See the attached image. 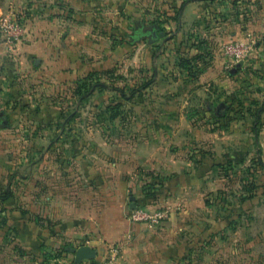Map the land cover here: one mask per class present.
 I'll return each instance as SVG.
<instances>
[{"label": "rangeland", "instance_id": "rangeland-1", "mask_svg": "<svg viewBox=\"0 0 264 264\" xmlns=\"http://www.w3.org/2000/svg\"><path fill=\"white\" fill-rule=\"evenodd\" d=\"M229 1L233 10L225 15L218 14L215 22L224 26L220 29L223 40L215 39L214 45L210 46V39L199 32L190 39L192 46H199L200 55L212 51L219 55L222 60L219 81L207 82V90L202 89L200 95L193 89L191 95L178 96L176 112L160 109L159 104L163 100L170 102L171 98L160 100L155 94L158 89L155 85L141 88L153 76L151 73L153 70L155 73V68L152 57L146 58L143 49L137 45L143 41L142 36L133 41L132 35L141 22L149 21L175 30L173 17L178 10L181 11L183 4L179 7L180 0L172 8L170 0H124L127 3L123 9L125 14L115 11L114 27L108 41L114 45L123 39L130 43L129 59L123 64H115L113 77H99L100 85L92 87L88 97L79 98L76 91L80 82L77 83V79L63 82L57 88L49 82L39 88L34 79L29 80L26 98L15 112L7 110L10 125L0 131V264H76L74 250L77 241L73 242L71 249L70 241L59 240L63 234L55 236L57 224L45 221L41 209L34 207L32 211L30 205L29 168L32 162L37 168L43 165L39 154L45 152L49 144L45 139L33 142V145L30 143L34 137L25 131L30 121L35 129H38V123L41 128L43 122L48 126L53 122L50 136H55L59 130L67 135L79 131V134H90L85 129L106 134L111 129L107 124L109 120L140 119L152 124L168 119L170 115L173 118V114L178 119L186 115L191 121L193 133L190 138L193 139L191 141L188 134L187 147L184 137L177 145L168 144L170 148L175 145L179 152L188 150L190 164L194 165L193 175H188V180L180 186L170 181L168 175L156 176L157 181L146 178L139 192H130L126 206L128 219L132 205H152L167 213L158 224H139L140 234L129 242V253L137 257V264H264V0ZM205 4L209 6L208 1ZM210 17L211 14H207V20ZM209 23H203V29H207ZM187 34L185 31L181 40L179 38L173 45L162 49L171 55L166 67L169 76L176 72V60L174 63L172 60L177 56V43L183 45ZM235 40L243 42L241 53L246 56L244 61L236 64L231 63L224 50L225 44ZM157 42L155 52L161 49ZM138 50L143 53L141 56ZM188 54L182 55L180 62L191 60L194 55ZM209 65L206 61L199 65L190 62L188 70L197 73ZM101 84L122 89L124 96L116 90L107 92L101 89L94 93ZM187 98L189 104L182 110L181 104H185ZM43 105L49 108L42 111L44 121L41 122L36 120L40 116L36 109ZM53 105H58L59 109ZM87 124L93 126L87 128ZM151 128L156 130V127ZM113 134L117 135V132ZM52 145L55 152L61 151L63 146L65 157L58 161L52 156L53 159H48L50 165L70 170L64 175L61 198L77 199V181L71 183L77 180V175L71 172L77 169V159L72 158L77 153V142ZM32 152L36 154L34 157ZM143 196L147 202H143ZM29 221L34 223V232L44 233L46 240V244L36 243L38 246L35 245L33 252L11 239L14 232L21 229L22 233L25 232L24 226ZM49 234H52V241ZM112 244L119 245V259L122 245L119 242ZM110 245L102 243L92 260L106 258ZM64 246L68 247V252L64 251Z\"/></svg>", "mask_w": 264, "mask_h": 264}, {"label": "crops", "instance_id": "crops-1", "mask_svg": "<svg viewBox=\"0 0 264 264\" xmlns=\"http://www.w3.org/2000/svg\"><path fill=\"white\" fill-rule=\"evenodd\" d=\"M170 1L172 8L177 0ZM180 1L179 7L183 4L180 11L181 21L176 22L173 28L175 30H169V27L166 29L158 23L149 21L141 22L132 35L135 41L138 37L137 31H142L139 36H142L140 38L143 41L137 42V45L140 46L139 49H143L141 51L146 58L152 57L154 63L147 66L150 68L153 64L155 68V73L154 70L151 73L153 74L151 88L154 85L158 88L155 89V94L160 100L163 97L171 98L170 102L163 100L159 105L161 110L173 112L178 108L176 101L178 96H185L188 93L191 95L193 89L200 95L202 89L207 90L205 85L207 82L219 81L221 72L219 65L222 63L219 55L212 51L210 54L207 52L206 55L200 56L199 46H192L190 39L193 34L197 36L199 32L210 39V46L214 45L215 39L223 40L220 29L224 26L215 22L218 14L225 15L233 10L229 6V0ZM207 1L208 7L205 6ZM125 4L127 3L124 0H0V20L7 15H16L25 30V37L14 46V51L9 52L0 37V113L4 112L7 118V110L15 112L18 109L20 102L28 94L29 80L34 79L39 88H44L43 85L48 82L57 88L76 79L78 83L91 73H97L100 78H107L106 73L108 71L113 73L116 63L127 62L130 56V43L124 39L117 42V45L108 41L109 33H112L111 29L114 27L115 11L125 14L123 10L126 8ZM207 14H211L208 20ZM206 21L210 22L209 27L203 29L202 24ZM155 25L158 26L159 34L156 42L160 45L158 47H161L158 52L154 50L157 48L156 42L155 47L151 46L155 40L151 41L149 36L142 35L145 30ZM100 30L102 33H98ZM185 31H188L187 40L183 45L177 43L175 51L177 56L172 60V63L176 60V72L169 76L166 67L171 55L162 49L167 45H173L179 38L181 40ZM137 53L140 54V50ZM187 53L194 55L191 62L195 65L204 61L211 65L201 68L197 73H191L188 67H183L180 62V57ZM101 89L107 92L115 91L112 87L101 84V87L93 92L97 93ZM93 94L91 97H94ZM187 100L189 98L185 104H181L182 110L189 104ZM101 105L103 104H99ZM55 107L59 109L58 105H53V108ZM45 108L49 107L43 105L36 109L40 115L37 121H44L42 111ZM173 115V118L170 115L168 119L158 120L152 124L140 119L109 120L107 124L111 129L107 130L106 134H97L100 133L98 130L93 132L91 129H85L90 132L85 135L84 132L79 134L80 131L77 132L79 135L76 132L67 135L65 131L59 130L55 136H50L53 122L49 126L43 122L40 124L41 128L36 122L38 129H35L32 126L33 121H30L31 124L25 126L27 135L34 137L30 143L33 145V142L38 143L44 139L49 143L47 150L39 154L43 165L37 168L32 162L29 168L31 171L29 184L32 191L29 201L32 211L34 207L40 208L45 221L57 224V234L53 235L60 236L62 233L63 236L58 239L62 242L70 241L71 249L74 241H77V248L88 245L96 250L102 243L119 242L123 251L117 264H137V257H132L129 253V242L136 237L135 235L140 234L139 224L144 223L133 222L127 218L126 206L130 192H139L146 178L157 181L156 176L161 175H168L170 181L173 180L180 186L188 180V175H193L194 171V165L190 164L191 157L187 154L188 150L183 153L184 151L179 152L175 145L169 147V144L181 142L183 137L187 147L188 134L190 138L193 133L191 121L185 117L186 115L180 119ZM7 121L8 124L0 121V131L9 127L8 118ZM92 126L87 124V128ZM151 127H156V130ZM114 131L117 135L113 134ZM190 139L192 141L193 138ZM76 142L77 153L73 154L72 158L77 159V169H72L71 172L77 175V180L71 183L77 181V199L65 200L61 198L60 192L64 175L70 173V170L50 165L48 159L54 157L59 161L65 157L63 146L60 149L62 152L59 150L55 152L52 143L62 145ZM72 146L75 147L74 144ZM31 151H35L34 148H31ZM32 155L34 157L36 154L32 152ZM142 199L143 202L148 201L144 196ZM33 224V221H29L24 226L25 232L22 233L21 229L14 232L11 237L16 243L19 241L23 249L31 252L39 241L46 244L44 233L42 235L35 233ZM52 238V234H49L50 241ZM65 248L67 250L64 251L68 252V247L64 246Z\"/></svg>", "mask_w": 264, "mask_h": 264}, {"label": "built area", "instance_id": "built-area-1", "mask_svg": "<svg viewBox=\"0 0 264 264\" xmlns=\"http://www.w3.org/2000/svg\"><path fill=\"white\" fill-rule=\"evenodd\" d=\"M0 37L5 48L10 52L14 51V46L25 37V30L21 20L16 15H7L0 20ZM243 42L239 40L231 41L224 45V50L231 58V63H240L246 56L241 53ZM166 210L154 208L152 205L140 206L131 209L129 220L148 225L158 224L166 218ZM119 245L111 244L107 248V257L102 260H84L81 264H117ZM97 256V255H96Z\"/></svg>", "mask_w": 264, "mask_h": 264}, {"label": "trees", "instance_id": "trees-1", "mask_svg": "<svg viewBox=\"0 0 264 264\" xmlns=\"http://www.w3.org/2000/svg\"><path fill=\"white\" fill-rule=\"evenodd\" d=\"M185 1H186V0H184V2H185ZM212 1H213V0H212ZM184 2H183V3H184ZM181 7H182V6H181ZM181 7H180V9H181ZM179 12H180V10H178V11L176 12V16L173 17V19L176 20L177 23H178V21H179ZM200 56H201V55H200ZM191 60H193V57L191 58ZM191 60L181 62V65H183V67H188V68H190L191 66H189V64H190ZM191 63H192V62H191ZM112 71H113V70H112ZM111 73H112V72H111ZM111 73H110V71H108V72L106 73V74H108V75H107V79L110 78V77H113V76H112L113 73H112V74H111ZM97 75H98L97 73H91V74L85 76L82 80L79 81L80 84L77 86L78 89H77V91H76V93L78 94L79 98L83 99V98H85L86 96L88 97V96L91 94V93H90L91 88L94 87V86L99 85V83H100V78H99V76H97ZM152 79H153V76H152L151 78H149V79L146 81V83H144V85L141 86V88H146V87L150 86L151 83H152ZM79 82H78V83H79ZM109 85H111V83H109ZM111 87H112V86H111ZM112 88H113V90H116L120 95L124 96V92H123L122 89L116 88L115 86H113ZM83 89H84V90H83ZM151 186L153 187V185H151ZM64 250H67V249L65 248Z\"/></svg>", "mask_w": 264, "mask_h": 264}, {"label": "water", "instance_id": "water-1", "mask_svg": "<svg viewBox=\"0 0 264 264\" xmlns=\"http://www.w3.org/2000/svg\"><path fill=\"white\" fill-rule=\"evenodd\" d=\"M142 35L149 36L150 40H156L159 37L158 26H152L150 29L145 30ZM37 63V62H36ZM0 121L4 124H8L5 113H0ZM132 209L135 208L134 205L131 206ZM97 255V250L88 246L81 245L74 250V262L80 264L83 260L93 259Z\"/></svg>", "mask_w": 264, "mask_h": 264}, {"label": "flooded vegetation", "instance_id": "flooded-vegetation-1", "mask_svg": "<svg viewBox=\"0 0 264 264\" xmlns=\"http://www.w3.org/2000/svg\"><path fill=\"white\" fill-rule=\"evenodd\" d=\"M142 33V31H137V35L139 36Z\"/></svg>", "mask_w": 264, "mask_h": 264}]
</instances>
